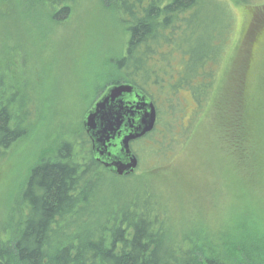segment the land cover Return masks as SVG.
Returning a JSON list of instances; mask_svg holds the SVG:
<instances>
[{
  "label": "rangeland",
  "instance_id": "obj_1",
  "mask_svg": "<svg viewBox=\"0 0 264 264\" xmlns=\"http://www.w3.org/2000/svg\"><path fill=\"white\" fill-rule=\"evenodd\" d=\"M75 2L66 29H55L36 42L25 37L32 35L26 25H42L43 12L37 7L7 6L0 18V91L15 100L14 124L26 132L0 163V221L4 213L11 212L30 170L40 160L53 158L65 144L73 147L71 162L85 166L87 154L90 156L91 143L84 133L83 118L107 78L102 74L104 59L123 52L127 31L111 12L99 8L98 0ZM224 4L231 26L220 64L216 68L204 61L196 66L200 52L207 50L208 32L219 24ZM194 16L187 40L175 55L178 59L170 68L156 67L163 86L161 91H153L160 127H173V123L176 127L181 122L169 119L175 111L176 118L181 114L183 125L189 124L188 129L178 134L177 140H173L175 133L166 138L157 132L141 146L133 145L140 165L132 176L118 178L105 170L89 172L85 194L81 195L91 202V216L82 231L97 229L100 216L117 213L129 219L140 215L149 206L144 199L135 201L139 191L149 193L153 203L163 208L171 228L184 232L203 226L196 227L194 222L212 220L214 213L218 219L223 204H232L224 184L225 180L232 184L239 175L234 161H229L230 166L226 163L222 140L228 137L232 143L236 125L243 119H261L259 130L263 133L264 129V0H215L204 3ZM22 34H26L22 36L26 42H31L29 47L23 44V50ZM27 47L29 53L24 57ZM206 73L210 77H204ZM215 75L220 79L219 92L210 107L193 101L195 106L189 92L178 87V77L197 88L203 83L212 85ZM242 75L246 77L243 93L239 85ZM173 90L177 97L168 109L164 97ZM183 103L187 105L181 113ZM213 124L217 127L215 134ZM153 140L163 142V153H150ZM229 212L227 208L224 213Z\"/></svg>",
  "mask_w": 264,
  "mask_h": 264
},
{
  "label": "trees",
  "instance_id": "obj_2",
  "mask_svg": "<svg viewBox=\"0 0 264 264\" xmlns=\"http://www.w3.org/2000/svg\"><path fill=\"white\" fill-rule=\"evenodd\" d=\"M74 1L0 0V18L5 15L7 6H31V9L37 7L43 12L42 25H26V29L31 28L32 35H21L23 50V44L31 45L30 40L40 41L55 29L65 30L76 5ZM204 3H215V0H98L103 12H111L118 23L124 24L127 39L123 52L104 59L102 74L107 78L98 89L94 103L107 87L124 83L138 87L154 103L153 91L156 88L161 91L163 86L156 67L170 68L178 59L175 55L182 50V41L187 40L190 21ZM227 11L224 4L219 24L208 32L207 50L200 52L196 66L204 61L211 62L216 68L220 64L223 44L231 26ZM221 25L224 27L219 30ZM23 35L30 39L29 42ZM28 47L24 50V57L28 56ZM80 59L83 60L82 55ZM203 76L210 77V74ZM242 77L239 85L243 86V93L246 77ZM178 78V87L189 92L192 102L212 106L213 98L219 92L217 75L212 85L203 83L197 88H192L186 78ZM23 81L20 80V86ZM176 97V90L164 97L168 109ZM14 103L11 96L0 91V163L26 134L20 125L14 124ZM186 105L181 106V113ZM170 116L168 118L172 121L181 120L176 127L175 123L172 124L175 129L169 124L160 127L159 120L151 134L132 143V150L135 145L141 146L144 140L152 139L157 132L165 137L175 133L173 140H177L178 134L187 130L189 124H184V128L181 114L176 118L175 111ZM260 120H241L234 130L235 140L232 143L228 137L222 140L226 163L230 166L229 161H234L239 175L232 184L226 180L224 184V191L231 195L232 204H223L218 219L214 213L212 220L194 222L196 227L203 226L185 232L171 228L163 208L153 203L149 193L140 191L135 193V201L144 199L145 205L149 206L140 215L129 219L117 213L100 216L97 229L82 231L91 216V202L81 192L89 172L105 169L93 159L91 150L85 166L71 162L73 147L65 144L56 156L40 160L30 170L11 212L3 214L0 264H264V129L261 133ZM216 131L213 124L214 134ZM163 145L162 141L153 140L150 153H163L166 149ZM133 153L137 156L135 150ZM227 208H230L228 214L224 213Z\"/></svg>",
  "mask_w": 264,
  "mask_h": 264
},
{
  "label": "water",
  "instance_id": "obj_3",
  "mask_svg": "<svg viewBox=\"0 0 264 264\" xmlns=\"http://www.w3.org/2000/svg\"><path fill=\"white\" fill-rule=\"evenodd\" d=\"M157 119L154 103L138 87H107L83 118L93 159L115 177L134 175L139 160L131 145L151 134Z\"/></svg>",
  "mask_w": 264,
  "mask_h": 264
}]
</instances>
